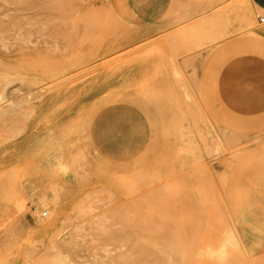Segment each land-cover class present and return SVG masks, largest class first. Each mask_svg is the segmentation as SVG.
I'll list each match as a JSON object with an SVG mask.
<instances>
[{
	"label": "rangeland",
	"instance_id": "rangeland-1",
	"mask_svg": "<svg viewBox=\"0 0 264 264\" xmlns=\"http://www.w3.org/2000/svg\"><path fill=\"white\" fill-rule=\"evenodd\" d=\"M262 14L0 0V264H264Z\"/></svg>",
	"mask_w": 264,
	"mask_h": 264
},
{
	"label": "bare ground",
	"instance_id": "bare-ground-1",
	"mask_svg": "<svg viewBox=\"0 0 264 264\" xmlns=\"http://www.w3.org/2000/svg\"><path fill=\"white\" fill-rule=\"evenodd\" d=\"M244 23L247 26H251L255 24V19L253 13H248L244 16ZM251 34H255L257 37L264 36V24H261V32H254L249 30ZM47 213V212H45ZM64 243L66 246V250L62 253V258L64 259V264H77L79 263V258L85 257L88 254L87 245L83 244L80 241H77L75 238V234L73 232L69 233L66 237H64ZM143 242L134 243L129 240V248L126 254L120 258V264H151L149 260V253L146 251L140 250L136 248L137 246H143ZM156 257L153 258L155 260Z\"/></svg>",
	"mask_w": 264,
	"mask_h": 264
},
{
	"label": "crops",
	"instance_id": "crops-1",
	"mask_svg": "<svg viewBox=\"0 0 264 264\" xmlns=\"http://www.w3.org/2000/svg\"><path fill=\"white\" fill-rule=\"evenodd\" d=\"M256 5L260 8L264 10V0H254Z\"/></svg>",
	"mask_w": 264,
	"mask_h": 264
},
{
	"label": "built area",
	"instance_id": "built-area-1",
	"mask_svg": "<svg viewBox=\"0 0 264 264\" xmlns=\"http://www.w3.org/2000/svg\"><path fill=\"white\" fill-rule=\"evenodd\" d=\"M258 21L260 24H264V14L259 16Z\"/></svg>",
	"mask_w": 264,
	"mask_h": 264
}]
</instances>
